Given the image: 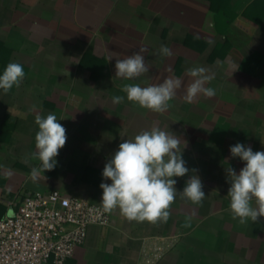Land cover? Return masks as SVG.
<instances>
[{
	"label": "crops",
	"instance_id": "1",
	"mask_svg": "<svg viewBox=\"0 0 264 264\" xmlns=\"http://www.w3.org/2000/svg\"><path fill=\"white\" fill-rule=\"evenodd\" d=\"M216 3L0 0V75L11 62L25 71L18 88L0 90V219L26 193L56 190L100 205L99 185L111 183L102 177L106 162L124 140L156 126L181 141L190 171L173 178L177 191L195 169L205 193L202 204L177 195L167 223L157 224L128 221L115 210L108 226L88 229L66 264H264V217L245 224L233 219L225 171L239 173L244 166L230 146L264 151V66L251 64L253 54L264 60V34H256L263 13L251 19L245 11L250 0L239 10L229 0L231 14L224 15ZM218 37L224 49L211 45ZM162 44L171 57L158 54ZM141 47L150 71L135 80L115 77L111 54L124 59ZM84 56L102 61L96 80L89 65H80ZM198 66L214 76L203 87L216 95L201 93L188 103L184 96L195 78L187 69ZM165 79L179 80L181 87L163 113L128 101L121 90L126 83L146 87ZM113 96L124 102L113 104ZM49 113L65 127L67 140L56 167L33 177L32 168L41 163L33 156L35 117Z\"/></svg>",
	"mask_w": 264,
	"mask_h": 264
},
{
	"label": "clouds",
	"instance_id": "2",
	"mask_svg": "<svg viewBox=\"0 0 264 264\" xmlns=\"http://www.w3.org/2000/svg\"><path fill=\"white\" fill-rule=\"evenodd\" d=\"M144 52L145 49L141 47L124 59L118 58V54L113 52L109 60L115 58V77L135 80L148 73L150 67L145 62ZM158 54L171 57L173 52L167 45L162 44ZM236 70L238 68L233 69V72ZM187 73L195 80L187 88L184 96L186 102L191 103L201 93L209 99L215 97L214 88L203 87L205 82L214 79L209 74V69L202 66L192 67L187 69ZM24 78L23 66L11 62L0 75V90L7 94L13 87L18 88ZM180 87L179 80L165 79L158 85L146 87L126 83L121 90L127 94L128 101L141 108L163 113L170 107L169 101L174 99L176 90ZM124 99L123 96H113L112 103L120 104ZM35 124L39 130L35 135L36 151L33 156L41 163L39 168H32L33 177L56 167V157L67 140L66 129L59 123L56 115L49 113L43 117L37 114ZM180 144L177 135L156 126L142 130L134 138L120 143L102 171L103 179L111 181L110 184L102 182L99 185L102 189L100 205L103 211L112 213L119 210L128 221L157 224L167 223L177 195L193 205L202 204L205 193L195 169L191 170L193 174L181 192L175 187L177 181L173 178L183 177L190 171L182 158L183 149ZM230 153L233 158L238 157L244 162L239 173L232 167L225 169L227 182L231 185L227 196L230 198L232 217L238 218L241 224L249 220L256 223L259 217H264V151L254 152L250 146L236 143L230 146Z\"/></svg>",
	"mask_w": 264,
	"mask_h": 264
},
{
	"label": "built area",
	"instance_id": "3",
	"mask_svg": "<svg viewBox=\"0 0 264 264\" xmlns=\"http://www.w3.org/2000/svg\"><path fill=\"white\" fill-rule=\"evenodd\" d=\"M109 223L110 213L85 198L56 190L26 193L0 219V264H66L90 227Z\"/></svg>",
	"mask_w": 264,
	"mask_h": 264
},
{
	"label": "rangeland",
	"instance_id": "4",
	"mask_svg": "<svg viewBox=\"0 0 264 264\" xmlns=\"http://www.w3.org/2000/svg\"><path fill=\"white\" fill-rule=\"evenodd\" d=\"M209 1V0H208ZM251 3H250V7H248L245 11L246 13H251L252 16L250 15V18L251 19H255L254 17L258 16L257 12L258 10H261V12L263 13V17L261 19V23L258 25L259 28H256V34L257 35H260L259 33H263L264 34V5L262 4V2L260 0H250ZM210 2L213 4L211 6V8H213L214 6V3H215V0H210ZM248 4V0H235V9L236 10H239V9H242L244 7V4ZM249 6V5H248ZM224 42V41H223ZM224 44V45H223ZM211 45H214V46H221L222 45V48L224 49L226 46H225V43H222L220 38L218 37L217 39H213L212 40V43ZM253 57L251 58V64L255 66V68L258 66V65H263L264 66V60L262 57H259L258 55H255L253 54L252 55Z\"/></svg>",
	"mask_w": 264,
	"mask_h": 264
},
{
	"label": "trees",
	"instance_id": "5",
	"mask_svg": "<svg viewBox=\"0 0 264 264\" xmlns=\"http://www.w3.org/2000/svg\"><path fill=\"white\" fill-rule=\"evenodd\" d=\"M217 8L222 11L224 15H226L227 13L231 14L229 0H217L216 9ZM80 65L84 67L89 65L91 78L93 80H96L100 73V66L102 65V61L100 59L94 58L93 56H84L80 61Z\"/></svg>",
	"mask_w": 264,
	"mask_h": 264
}]
</instances>
